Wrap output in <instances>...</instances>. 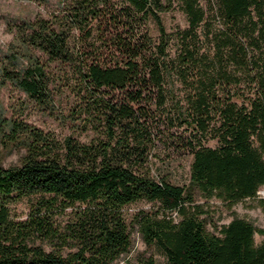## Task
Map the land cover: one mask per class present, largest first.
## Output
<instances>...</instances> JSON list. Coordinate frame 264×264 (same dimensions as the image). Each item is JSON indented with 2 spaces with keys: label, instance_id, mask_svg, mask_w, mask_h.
Listing matches in <instances>:
<instances>
[{
  "label": "trees",
  "instance_id": "obj_1",
  "mask_svg": "<svg viewBox=\"0 0 264 264\" xmlns=\"http://www.w3.org/2000/svg\"><path fill=\"white\" fill-rule=\"evenodd\" d=\"M170 5L59 0L46 18L13 24L20 49L1 56L0 84L47 110L57 81L73 101L61 138L0 107V144L21 150L0 165V264H113L129 247L120 210L138 200L156 204L134 225L164 264H264V237L253 241L264 228L236 216L216 226L193 199L230 205L264 185V0L207 10L175 0L185 26L166 31L159 13ZM163 149L190 155L186 184L154 173ZM22 198L30 205L14 219L9 205Z\"/></svg>",
  "mask_w": 264,
  "mask_h": 264
},
{
  "label": "rangeland",
  "instance_id": "obj_2",
  "mask_svg": "<svg viewBox=\"0 0 264 264\" xmlns=\"http://www.w3.org/2000/svg\"><path fill=\"white\" fill-rule=\"evenodd\" d=\"M214 0H198L199 5L207 10L208 5H212ZM208 4V5H207ZM59 6V0H0V58L2 55L11 53L17 56L20 49L18 42L13 37V24L19 20L30 21L34 18H46L49 13L55 11ZM161 23L166 31H170L175 26L183 28L184 18L181 12L175 7V0H171V5L167 11L159 13ZM148 35L155 38L156 32L150 22H146ZM170 52V51H169ZM32 54L39 55L34 50ZM49 69H52L49 67ZM56 72V71H55ZM54 72V74H56ZM51 89V108L42 110L30 102L20 91L4 82L0 84V107L5 117L15 118L32 125L41 131L49 132L56 138L69 134V124L64 116L73 98L70 93L60 83L54 81ZM71 135L78 141H86L89 133L71 132ZM205 145L213 146L214 142L209 140ZM21 150L15 148H3L0 144V165L8 166L17 163ZM159 159L154 160V173L162 175L169 183L184 185L188 177V163L190 155L179 149L160 151ZM195 203H199L201 208L207 213V219L216 226L228 222L231 217H241L249 221L256 230L264 228V185L260 186L254 198H245L230 205L218 199H203L195 192L193 193ZM30 198H22L10 204V214L14 219H22L30 205ZM156 209V204L142 200L134 201L122 206L120 213L128 229L129 247L125 254L119 256L113 264H134L141 256H148L154 264H164L160 252L147 246L136 231L134 219L137 214L150 215ZM69 215V208H65L62 213L56 215L54 220L62 223ZM173 217V214H171ZM209 230L210 225H205ZM264 235L253 234L254 243H259Z\"/></svg>",
  "mask_w": 264,
  "mask_h": 264
}]
</instances>
